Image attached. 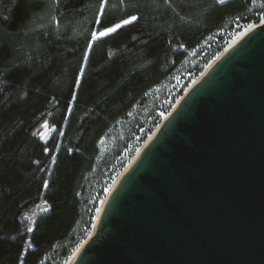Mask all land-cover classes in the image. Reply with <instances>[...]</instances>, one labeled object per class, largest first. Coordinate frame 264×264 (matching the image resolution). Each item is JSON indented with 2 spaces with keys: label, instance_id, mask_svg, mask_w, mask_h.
<instances>
[{
  "label": "trees",
  "instance_id": "1",
  "mask_svg": "<svg viewBox=\"0 0 264 264\" xmlns=\"http://www.w3.org/2000/svg\"><path fill=\"white\" fill-rule=\"evenodd\" d=\"M263 18L264 0H0V264H64L191 78Z\"/></svg>",
  "mask_w": 264,
  "mask_h": 264
},
{
  "label": "water",
  "instance_id": "2",
  "mask_svg": "<svg viewBox=\"0 0 264 264\" xmlns=\"http://www.w3.org/2000/svg\"><path fill=\"white\" fill-rule=\"evenodd\" d=\"M71 264H264V20L184 90Z\"/></svg>",
  "mask_w": 264,
  "mask_h": 264
},
{
  "label": "bare ground",
  "instance_id": "3",
  "mask_svg": "<svg viewBox=\"0 0 264 264\" xmlns=\"http://www.w3.org/2000/svg\"><path fill=\"white\" fill-rule=\"evenodd\" d=\"M133 158V157H132ZM130 162V161H129ZM129 164V163H128ZM127 166V165H126ZM124 170V169H123ZM121 174V173H120ZM120 174L115 178V180L113 181V183L111 184V186H110V188L108 189V191H107V193L110 191V189L114 186V184L117 182V180H118V178H119V176H120ZM107 193H106V195H107ZM105 198V197H104ZM104 200V199H103ZM103 202V201H102ZM102 206V203L100 204V207ZM100 207H99V209H98V211H97V213H96V216H97V214H98V212H99V210H100ZM96 218V217H95ZM95 220L96 219H94V223H93V226H92V228L94 227V225H95ZM77 248L78 247H76V249L68 256V258H67V260L65 261V263L64 264H71V262H72V259L74 258V256L76 255V253H77Z\"/></svg>",
  "mask_w": 264,
  "mask_h": 264
},
{
  "label": "snow or ice",
  "instance_id": "4",
  "mask_svg": "<svg viewBox=\"0 0 264 264\" xmlns=\"http://www.w3.org/2000/svg\"><path fill=\"white\" fill-rule=\"evenodd\" d=\"M135 19H136V17L132 16V17H130L129 20L123 21V23H129V22H131V20H135ZM116 27L118 28V27H120V25H116ZM112 31H115V29L114 28H109L105 32H101L99 35L103 36V35H106L109 32H112ZM93 37L96 38V33H93Z\"/></svg>",
  "mask_w": 264,
  "mask_h": 264
},
{
  "label": "rangeland",
  "instance_id": "5",
  "mask_svg": "<svg viewBox=\"0 0 264 264\" xmlns=\"http://www.w3.org/2000/svg\"><path fill=\"white\" fill-rule=\"evenodd\" d=\"M262 20H264V18L262 19ZM116 27V25L115 26H113V27H110V28H115ZM107 29H109V28H107ZM107 29H105L104 31H102V32H105ZM245 30H243V31H241L238 35H236V37L235 38H237L242 32H244ZM101 33V32H100ZM99 33V34H100ZM199 76V75H198ZM196 79V77H193V78H191V80H190V83L189 84H191L194 80ZM183 80H186V78H184ZM182 78L181 77H179V76H177L176 77V81L178 82V85H180L181 83H182Z\"/></svg>",
  "mask_w": 264,
  "mask_h": 264
}]
</instances>
